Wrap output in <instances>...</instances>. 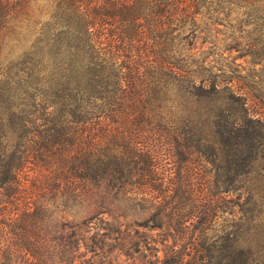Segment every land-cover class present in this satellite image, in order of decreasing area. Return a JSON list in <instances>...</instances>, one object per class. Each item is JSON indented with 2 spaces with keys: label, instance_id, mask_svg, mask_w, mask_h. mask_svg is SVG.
Instances as JSON below:
<instances>
[{
  "label": "trees",
  "instance_id": "16d2710c",
  "mask_svg": "<svg viewBox=\"0 0 264 264\" xmlns=\"http://www.w3.org/2000/svg\"><path fill=\"white\" fill-rule=\"evenodd\" d=\"M233 4L264 25V0H0V62L8 64L0 92L7 102L16 95L9 86H17L27 107L9 104L6 111L14 110L0 117V195L8 210L0 224L10 264H20L19 253L39 264L50 236L60 234L43 214L47 192L71 187L79 196L123 168L130 176L132 164L153 174L154 142L163 136L152 129L180 132L166 144L196 151L203 187L196 221L215 217L220 196L248 192L264 153V112L250 106L264 107V97L236 68L195 59L187 48L226 28ZM258 35L264 62V35ZM193 171L189 160V191ZM29 174L37 184L35 203L41 198L32 206L21 196ZM174 210L163 216L174 245L162 263L202 264L196 239L193 255L177 247L185 221ZM241 254L233 243L218 264H245Z\"/></svg>",
  "mask_w": 264,
  "mask_h": 264
},
{
  "label": "rangeland",
  "instance_id": "374dc122",
  "mask_svg": "<svg viewBox=\"0 0 264 264\" xmlns=\"http://www.w3.org/2000/svg\"><path fill=\"white\" fill-rule=\"evenodd\" d=\"M230 9L226 28L220 27L219 33L209 32L205 44L199 39L191 40L192 46L187 48L193 49L195 59H207L216 67L229 65L236 68L237 74L247 76L249 86L264 97V62L258 56L261 52L258 32L264 35V25L250 16L248 10L239 9L235 4ZM207 51H210V57ZM0 63V73H4L8 64ZM9 87H13L16 95L6 102L8 95L0 92V117L14 110L11 106V110L6 111L9 104L27 110L22 92L16 91L17 86ZM250 109L256 113L264 112L263 106L253 103ZM152 131L153 135L165 138L154 142L158 161L153 174L134 170L136 166L132 164L130 176L123 168L122 174H109L104 181L95 182V186L89 184L79 196L71 187H65L59 193L47 192L42 200L40 198L49 225L61 235L50 236V247L42 251L39 264H163L165 250L174 245L171 236L167 235L168 220L163 216L171 213L173 207H176L175 214L180 211L181 221H185L181 223L182 234L177 238L180 240L176 239L178 248L186 247L185 254L191 252L193 255L191 244L196 239L198 254L203 256L202 264H218L220 255L234 243L242 252L238 257L245 264H264V153L246 182L248 192L220 196L223 200L220 208L205 224L202 218L196 221L193 216V212L203 206L195 149L191 148L188 155L186 149L166 144L170 136H179L180 132L168 133L158 128ZM191 154L193 157L189 158ZM189 160L194 169L190 191L185 182ZM33 178L34 174H29L25 192L21 194L30 206L40 201L35 203L32 196L37 186ZM171 192L178 193V197L171 198ZM179 196L182 197L180 200ZM2 202L0 195V223H6L8 210ZM156 214L160 220L155 224L150 219ZM157 223H162L163 228H156ZM169 223L172 222L169 220ZM168 231L173 234V230L168 228ZM4 232L6 228L0 224V264H10V242ZM28 258L27 254L17 255L20 264H29Z\"/></svg>",
  "mask_w": 264,
  "mask_h": 264
}]
</instances>
